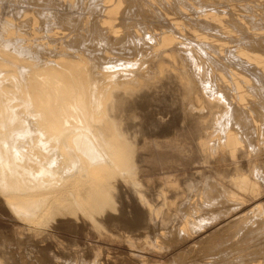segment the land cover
Returning <instances> with one entry per match:
<instances>
[{
  "label": "bare ground",
  "instance_id": "1",
  "mask_svg": "<svg viewBox=\"0 0 264 264\" xmlns=\"http://www.w3.org/2000/svg\"><path fill=\"white\" fill-rule=\"evenodd\" d=\"M208 1L0 0V192L14 214L37 225L56 214L80 212L98 223L92 210L113 207L107 204V197L95 199L110 195H107L110 186L101 185L103 179H109L105 173L108 171L106 161L114 156L124 158L127 146L134 145L143 136L159 134L169 129L170 124L178 125V120L185 125L196 119L197 115L189 117L196 109L203 118L207 112L223 108L225 114L214 111L212 118L215 124L221 116H226L223 120H227L214 126L220 131L227 128L224 136L222 131H217L222 135L216 140L217 147L212 141L213 149L209 146L211 136L209 140L199 138L197 145L201 153L207 154L212 149L213 155L217 148L218 151L222 148L224 154L230 156L232 138L239 147L243 146V138H240L239 131H234L235 127L243 130L246 142L257 144V136L264 131V67L258 60L264 59V35L258 36L252 31H264V7L261 6L262 19L256 20L252 7L240 6L248 15L242 16L249 28L230 7L219 8L214 5L215 0L212 1L214 4ZM209 13L227 15L229 19L224 24L233 27V31L241 36L226 34L223 25L214 21ZM175 19L195 29V33L183 32ZM165 35L172 36L176 45L181 37L191 41L189 56L193 53L199 58L193 56L194 60L193 54L186 57L193 59V65L198 64L194 76L199 78L198 83H205L203 66L212 68L211 73H207L210 82L207 83L206 79V91L203 92H207V101L202 107L193 103L192 87L187 86L188 80L187 85L184 84V75L178 73L177 49L170 51L166 48ZM150 68L155 70L153 75ZM178 84L183 90L181 96L175 92ZM240 84L253 97L245 98L248 102L245 107L235 99H240ZM195 91L197 94L199 90ZM215 99L220 102H213ZM229 121L234 128L226 127L227 124L230 126ZM214 122L211 121L205 129ZM215 130L213 128L214 133ZM213 132L210 134L212 138ZM235 147L238 150L239 147ZM58 175L62 176L59 181ZM246 175L239 176L241 181ZM186 184L189 191L205 193L196 181H187ZM220 188L216 183L211 184V189L206 190L209 199L204 196L199 201V195L198 200L189 205L179 204L178 209L187 206L186 209L194 213L180 216L165 215L167 199L160 192L157 200L151 201L136 191V201L128 202L131 212L133 209L137 212L132 218V229L146 225L153 231L150 235L153 241L169 240L173 233L178 235V231L189 228V222L201 211L202 202L211 204L223 199L224 203H229L224 215L231 212L234 205L237 210L238 206L242 207L243 204L233 200L226 189ZM219 190L221 192L215 195ZM232 202L233 206L230 205ZM113 208L120 212L119 208ZM153 209L159 212L146 215ZM222 215L211 217L210 224L220 221ZM136 216L141 217V223L136 221ZM255 219L264 222V210L260 206L242 212L191 245L190 250L201 252V261L195 264H242L243 259L237 251L242 243L249 247L246 256L264 257V224L252 239L244 240L250 231L246 230L247 225ZM200 228L204 231L203 227ZM162 230L165 234L161 233ZM2 238L7 242L5 246H9L11 256V259H5L6 264L31 262L32 259H26L35 252L28 248V254L23 251V244L27 246V242L16 243L14 247L15 238ZM256 244L262 246L261 250H251ZM234 250L237 253L230 256ZM6 254L5 251L3 255ZM222 257L227 259L225 263ZM46 259L43 264H57Z\"/></svg>",
  "mask_w": 264,
  "mask_h": 264
},
{
  "label": "rangeland",
  "instance_id": "2",
  "mask_svg": "<svg viewBox=\"0 0 264 264\" xmlns=\"http://www.w3.org/2000/svg\"><path fill=\"white\" fill-rule=\"evenodd\" d=\"M212 1L213 0H210L208 2H210V4L215 3L214 5L219 8L227 9L228 7H230L233 11L236 12L239 20H241L249 28L251 27L249 26V24L247 25L246 20L243 19L248 15L245 14V12L243 13V11L240 9V6L245 7L249 5L250 8L252 7L251 9H253L255 13L254 19L256 20L262 19L260 17L263 16L261 6L264 7V0L251 1L252 3L245 1V3H243V1L236 0L228 2L223 1L227 3H222V0H215L213 1L214 3ZM253 2L255 3V5L253 4ZM119 4H121V2ZM234 5L238 6L239 10ZM259 6L260 8H257ZM238 11H241V14H239ZM209 15L214 21L223 25L226 34L230 36H236L238 38L241 36V34H239L236 30L233 31V27L224 24L225 20L229 19L227 15L218 16L214 13H209ZM174 22H176V25L183 32H185V30H189L190 32L195 33V29H191L186 25H182L183 23L180 20L175 19ZM252 32H254L258 36L264 35V31L258 30ZM157 34H160V32L157 31ZM200 37L203 38L202 35ZM182 39L184 40V42ZM165 43L166 48L170 49V51H172L174 48L177 49L176 54L179 55L177 62L179 71L178 73L180 75H184L183 80L185 81H183V83L186 85L188 83L187 86L192 87V90L190 92L192 93L193 91L192 94L194 95V97L193 95L191 96L193 97L194 101L192 97L191 99L195 106L202 107L203 105H205V101H207V92L204 93L206 91L204 90V85L206 84V79L207 83L210 82H208V80L210 79L209 74L211 73L212 68H209L206 65L203 66V68L205 69H202V73H206H203L204 75L201 74L205 79L204 81H201L205 83H198L199 78H194V76H196L195 65L198 64L193 65L192 60L194 59L193 56H195L196 59H198L199 57L194 55L193 53H190V56L191 54H193L191 56L193 59L188 58L190 57V50L192 51V47H189L191 49H188V44L189 46H191V41L187 38L181 37L178 38V45H176V41L172 36L165 35ZM184 45H187L186 49ZM225 45L229 46V44ZM178 47L180 48L179 51ZM186 55L188 57H186ZM183 58L185 59L183 60ZM258 60L259 63L264 67V59L259 58ZM180 61H183L182 63L184 64H179ZM184 67L185 70H183ZM206 69L210 71H204ZM153 73H155V70L153 71L151 69L150 74L153 75ZM190 74H192L193 76ZM193 82L196 84H194ZM198 85H200V87L203 86V89L201 88V90ZM180 87L181 84H178V91H175L178 92V96H181L183 94V90ZM193 87L196 88L194 89ZM195 90H199L197 94L194 93L196 92ZM239 92L241 93L240 99H238L236 96L235 99H237L236 101L241 106L245 107L248 103L245 98L249 97L252 99L253 97L249 94L247 89H245L242 84L239 85ZM204 97L205 99H203ZM201 100L203 101V103ZM218 101L220 102V99H215V101L213 102ZM222 109L223 108H216L214 109V111L225 114L224 109ZM213 112H207V116L202 118L199 117L200 110L196 109L195 112L193 111V114H190L189 116L194 117L197 115L196 119H192L185 125H183V123L181 125V122L178 120V125L174 126V124H170L169 129L159 132V134L157 133L152 136H143L134 145L127 146V152L124 158L120 156H114L111 157L110 160L106 161L108 171L105 173L107 174L106 177L109 179H103L101 185L104 187L107 185L110 186L108 188L110 189V191L107 192V195H110L106 196V194H104L103 196H99L95 199L102 200L107 197V201L109 198L107 204H110L115 208H119L120 212H116L113 207L110 209L109 206L105 207V209L99 207L97 211L92 210V215H94V217L96 218L94 219L97 220V222L99 221L98 223L94 222L92 218H88L82 215L80 212L74 215L69 213H60L47 218L44 222L37 224V226L36 224L34 225L33 222L22 220L19 216L14 214L6 200V197L0 192V236L6 237V240L15 238L16 241L14 243V247L16 243L27 242V246L26 244H23L24 249L23 247H18L21 250L23 249L26 254H28V249L35 252V255H33L31 258H24V260L32 259V262L33 258L34 260L37 259L35 258V256H39L37 262L35 260L32 264H34V262L37 264H43L46 258V260L48 261H51L52 259V261H55L57 264H195L196 262H200L201 252H197L198 249L194 251L190 250L191 245L197 243L207 234L212 233L222 225L231 221L233 218L242 214V212L246 213L255 206H260L264 210V147H262L264 146V131L262 130V133L260 132L262 136H257V144H254V146L249 141L248 144V142L244 140L245 135H243V130L236 129L237 127H235L234 131L236 130V133H238L239 131V134H241L240 138H243H241L243 140V146H240L241 151L238 148V150L236 151L233 150L230 156H226L222 148H219V151L217 148V153L216 151H214L217 156H214L215 154L211 155L213 149L212 142H214V146L217 147V145H219L217 143V139L222 137V135H219L218 133L222 131L221 133L223 134V132H226L227 130V128L226 130L224 129V131L223 129H221V131L218 128L216 129L218 122L220 125H222L223 121L225 123L227 122V120H225V115V117L217 116L216 119L218 120L219 117L221 120L219 119L215 124V122L213 121L214 118H212ZM203 113H205V111ZM223 118L225 119L223 120ZM211 121L214 122V125L207 129L210 132L209 133L206 132L207 130L205 128L208 127V124L211 123ZM193 124H195V127L193 126ZM212 127L214 128V130L216 129L215 133L213 132ZM226 127L234 128V126H231V124L230 126L227 124ZM217 131L220 132L217 133ZM211 132L215 134L213 135L214 138H212V135H210L212 134ZM201 137H204V139H211L208 140L209 146L212 147V149L210 148L211 150H208L207 154L202 152L205 155L201 153L198 148L199 146L197 145L199 143V138ZM259 137H261L262 139H260ZM230 142L239 147L235 139L232 138ZM210 143L212 145H210ZM250 146L252 148L255 147L253 148L254 150L250 148ZM249 149H251L252 151H249ZM245 151L247 152L245 153ZM253 151H255V153ZM242 153H244L243 156H241ZM210 155L212 156L211 158H209ZM206 156H208V159L205 158ZM245 174H247L246 176H243V178L245 179H242L243 181H241L242 177L240 178L239 176ZM61 177V175H58V181L61 179ZM192 180L196 181L197 184L199 183V188H203V190H205V193L203 192V194H201L195 191H189L190 189L186 187V182ZM214 183L218 185V188L221 187L220 189H226L225 191L227 193L229 192L228 194L232 197L233 200L235 199V201L242 203V207L238 206V208L240 207L241 209H235L237 205L235 206L232 202V204L230 205H234L232 209L233 211L231 210V212L229 211L224 215L225 211L229 207V205H227L229 203H224L223 199H218V203L215 202L209 204L206 202H202L203 204L200 208L201 211L197 213L198 215L195 214L196 218H194L191 223L189 222V228L183 232H181L182 230L178 231V235H175L173 233V237L169 240L164 239L153 241L150 236L151 232L153 231H151L146 225L135 230L132 229V218L136 215L137 212L135 209H133V212H131V209L128 206V202L135 200L134 194L136 191H140V193H142L147 200L151 201L157 200V196L159 195L158 192H160L167 199L168 207L165 215L180 216L181 214L183 215L192 213L191 210L186 209L187 206L178 209L181 204L189 205L192 203V201L198 200L199 195L201 196L199 198V201L204 196L208 197L209 199L210 194H207L208 191L206 190L211 189V184ZM250 189L255 193H252ZM219 192H221V190H219L217 193L215 192V195H218ZM212 198L216 201L214 196H212ZM206 199H204L203 201H206ZM197 210L199 209L197 208ZM155 212L159 211H155L153 209L151 211H147L146 215ZM192 214L194 215V213ZM221 214L224 215H222L224 218H222L221 216V218L219 219L220 221L216 220L215 223L210 224V221H212L211 217H217ZM136 217L138 218V220L136 221L141 223V217ZM41 224L43 225L39 226ZM263 224L264 222L255 219L254 222L247 225L248 227L246 228V230L248 229L250 231L245 234L244 240L249 238L252 239L253 235L259 232ZM200 226L204 228V231L202 228H200ZM205 227H207V230H205ZM197 230L200 232L199 234L195 233V231ZM161 233L165 234V231L162 230ZM2 237H0V264H6L5 259H11V256L9 254V246H5L7 245V242H4V239ZM261 248L262 246L256 244L253 248H251V250L259 251V249L261 250ZM248 249L249 247L244 246L243 243L242 247L237 249V251L240 253V257L243 259L241 260V262L243 261L242 264H264V260L262 261L259 258L261 257L264 259L263 255L259 257L246 256V254L248 253ZM5 251L7 252V254L3 255ZM235 253H237L235 250L231 251L230 256L235 255ZM40 257H42L43 259H41ZM223 257L221 259L222 262L225 263V260L227 261V259ZM31 262L29 261V264H31Z\"/></svg>",
  "mask_w": 264,
  "mask_h": 264
},
{
  "label": "crops",
  "instance_id": "3",
  "mask_svg": "<svg viewBox=\"0 0 264 264\" xmlns=\"http://www.w3.org/2000/svg\"><path fill=\"white\" fill-rule=\"evenodd\" d=\"M230 149H231V153H232L233 150L236 151V147H235V145L232 142H230ZM239 150L241 151V147H239Z\"/></svg>",
  "mask_w": 264,
  "mask_h": 264
}]
</instances>
